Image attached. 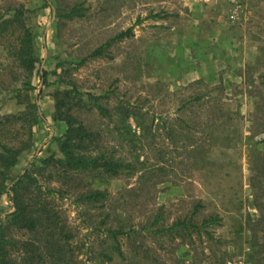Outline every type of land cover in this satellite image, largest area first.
Returning <instances> with one entry per match:
<instances>
[{
	"label": "rangeland",
	"instance_id": "374dc122",
	"mask_svg": "<svg viewBox=\"0 0 264 264\" xmlns=\"http://www.w3.org/2000/svg\"><path fill=\"white\" fill-rule=\"evenodd\" d=\"M16 9L0 26V152L16 151L0 165L4 258L264 264V0H0V20ZM57 97L136 173H65ZM156 215L131 238L109 234ZM176 220L187 227L168 229Z\"/></svg>",
	"mask_w": 264,
	"mask_h": 264
},
{
	"label": "trees",
	"instance_id": "16d2710c",
	"mask_svg": "<svg viewBox=\"0 0 264 264\" xmlns=\"http://www.w3.org/2000/svg\"><path fill=\"white\" fill-rule=\"evenodd\" d=\"M73 12V10H72ZM72 14V13H71ZM21 15V11L16 9L14 15L11 19H2L0 20V26L6 25L9 22L19 23V16ZM137 21H140L138 19ZM132 35V28L129 27L124 31L119 32L110 41L120 40L123 37H127ZM28 41V40H27ZM108 43V42H107ZM98 53V52H96ZM44 74V72H43ZM69 92L65 91L64 96H68ZM70 98V97H69ZM98 98V97H97ZM95 98V99H97ZM203 99L202 96H195L191 100L193 102H197ZM81 100L78 99L76 104L79 105ZM64 102L60 100L58 97L56 98V112L58 113L59 119L65 120L67 123V130L64 136V140L60 142V152L62 154V158L57 159L56 162L60 163L64 167L65 173L69 174L70 171L77 172H97L105 175H109L111 177H117L123 174H135L137 171L138 162H132L126 160L123 157H115V150L106 151L104 146H99V142L97 141V137L95 136L93 131H88L87 128L82 123H77L76 120L69 114L64 112L61 114V108L64 107ZM187 103H185L182 107H185ZM216 105V104H215ZM123 116L126 118L128 115L133 114V111L128 110L122 106H119ZM216 107V106H215ZM69 106H67L66 110H69ZM217 111L220 109L214 108ZM215 112V113H216ZM218 113V112H217ZM92 147V148H91ZM2 152H0V165L2 166H10L14 163L15 152L11 148H8L5 144H1ZM84 150L80 152V150ZM96 149L95 153L89 154V151H93ZM0 175L3 177H8L6 173L0 170ZM22 180L19 179L16 183L13 184L10 190H15L18 186H20ZM2 192H6V186L1 184ZM109 197L108 192L106 191H93L91 194L85 196L87 199L96 200L104 202ZM10 200H14L15 196H11ZM17 200V196L15 201ZM16 209L11 213L12 218L14 219H22L23 217V207L19 202L15 204ZM198 211L197 208H194L193 213ZM216 216H210L208 219H205L203 223L210 222L215 219ZM161 220L160 215H156L153 222L149 225L140 224L139 226H126L123 222H117L116 226L113 228H109V234L116 240L118 236H126V238H131V235H137L144 229H150ZM28 227L35 226V220L32 217H28L25 222ZM188 222L185 220H176L174 221L168 229L175 230L177 228H186ZM0 249H1V240H0ZM119 249V246H117ZM122 255L121 252H119ZM0 264H13L12 262L6 260L4 256L0 252Z\"/></svg>",
	"mask_w": 264,
	"mask_h": 264
}]
</instances>
